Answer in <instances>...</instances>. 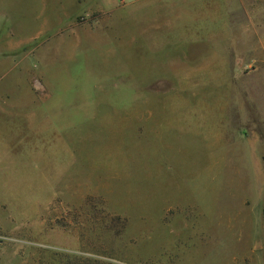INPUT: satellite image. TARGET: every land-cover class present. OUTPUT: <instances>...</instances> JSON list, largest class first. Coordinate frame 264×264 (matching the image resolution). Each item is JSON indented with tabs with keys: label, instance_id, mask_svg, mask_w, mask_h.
Segmentation results:
<instances>
[{
	"label": "rangeland",
	"instance_id": "1",
	"mask_svg": "<svg viewBox=\"0 0 264 264\" xmlns=\"http://www.w3.org/2000/svg\"><path fill=\"white\" fill-rule=\"evenodd\" d=\"M261 39L264 0H0V264H264Z\"/></svg>",
	"mask_w": 264,
	"mask_h": 264
},
{
	"label": "crops",
	"instance_id": "2",
	"mask_svg": "<svg viewBox=\"0 0 264 264\" xmlns=\"http://www.w3.org/2000/svg\"><path fill=\"white\" fill-rule=\"evenodd\" d=\"M255 47L251 48L248 46L245 52L237 57L234 65L231 66L228 63L226 68L239 70L254 69L255 66L260 68L264 63L262 59V55L264 54V39H261Z\"/></svg>",
	"mask_w": 264,
	"mask_h": 264
}]
</instances>
